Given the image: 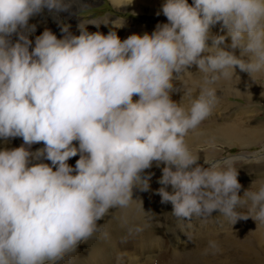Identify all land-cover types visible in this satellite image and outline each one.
I'll list each match as a JSON object with an SVG mask.
<instances>
[{"label": "clouds", "instance_id": "1", "mask_svg": "<svg viewBox=\"0 0 264 264\" xmlns=\"http://www.w3.org/2000/svg\"><path fill=\"white\" fill-rule=\"evenodd\" d=\"M74 3L0 0V138H23L0 150V264H57L109 209L127 206L134 187L149 190L153 162L164 164L156 192L175 217L218 209L234 223L248 218L237 212L246 201L232 159L205 154V167L186 137L212 114L221 78L237 68L253 81L264 75V0H164L157 15L167 22L123 40L118 17L107 34L89 31L100 24L90 20L77 35L61 20L60 37L45 28L32 47L30 18L45 8L71 15ZM218 23L223 34L212 31ZM191 65L203 84L185 107L172 93ZM243 196L264 221V182Z\"/></svg>", "mask_w": 264, "mask_h": 264}, {"label": "rangeland", "instance_id": "2", "mask_svg": "<svg viewBox=\"0 0 264 264\" xmlns=\"http://www.w3.org/2000/svg\"><path fill=\"white\" fill-rule=\"evenodd\" d=\"M94 1L95 2L92 3H83V1L79 2L76 0L70 9L71 15L69 12H60L57 16L53 13H50L45 8L41 11L42 16L40 17L39 21H37V23H32L31 18L29 20V23L37 25L35 32L30 35V39H34L37 35L36 32L39 31L42 33L45 28L52 30L57 34L58 37H60L62 35L60 32L61 20L70 25V31L74 29L78 33L79 31H77V26L82 21L87 23L91 20L100 24L98 26L94 24H87L86 27L89 31L94 32L99 30L104 34H107L108 31L113 27L111 21L118 17L120 21H124L123 26L117 29V33L122 40L133 33L143 34L144 32H151L158 23L167 22V18L162 12L157 15V12L160 10L164 0H132V3L127 5L131 8V11L122 9V7L126 5L115 7L111 0ZM192 2L193 0H189L190 4ZM150 9L152 11H150ZM105 22H107V24H105ZM212 31L217 34H223L226 29L222 30L220 24L218 23L217 25L213 26ZM239 73L240 71L237 69L238 75L230 78L231 81L238 83L239 87L233 90V92L239 91L244 93L247 84L245 77L249 76V74L247 73L245 76H243L242 73L241 75ZM261 77L262 76L256 77L255 83L264 84V77ZM179 85V88L177 85H175L178 91H174L172 93V97H174L173 100H176L182 103L183 106L188 107L190 106L192 99H194L198 94L200 86L194 87L193 85L192 95L184 96V91L188 90V88L192 89V85L187 83H179ZM194 88L197 92L194 90ZM217 89L218 101L212 111V114L202 121L196 129L191 130L189 134L194 133L199 129L206 130L210 127L216 128L219 125L235 124V122L232 121L239 122V120H241L240 123L243 125L246 124L243 122H247L250 125H264V97L254 96V100L249 101L246 97L240 95H222L220 93L227 92V90L225 88ZM21 145L22 144L10 147V149L19 147ZM201 145L197 144L196 147L191 148L194 152H209V158L215 160L224 161L231 158L234 166L239 169L238 180L242 186L240 189V195H242V200L246 202L238 206L237 212L242 215H248V218L237 219V221L234 223V220L230 221L228 217H225L217 209L214 210L211 215L193 217L191 220L181 218L178 221L172 219V216L166 214L162 219H151L149 222L150 224L145 225L143 220H136L138 216L135 213V209H143L144 202L139 201L143 197L142 190H140L138 187H134L133 199H135L134 201L139 202L136 204L134 202H130L127 206H125L127 207L126 214L124 213V207L119 206L109 209L107 213V215L109 214V216H111L115 208L116 211L120 209L122 213L121 217L125 218V221H127L126 224H121L119 227H117L120 235L117 236L115 242L111 243L110 236L102 237L101 232L109 221L108 218L106 219L105 215L103 218L97 221L98 227L93 235L86 241L81 242L75 250L68 252L60 261L57 262V264H82L79 257L85 253H88L86 255L87 258L93 257L96 258L97 261L100 259L109 260L112 264H116V257L119 256V251L121 252L129 250L136 259L135 262L131 264H143L147 255L143 250L145 248L156 246L157 244L159 245L158 250L155 252V255L147 260L145 264H180V252L181 248L184 247L182 245H184V243H191L195 240L200 242L202 245L201 249H203L204 252L207 251L208 254L214 257L212 258V261L214 260L215 264L219 262L223 264H255L253 262L255 260H252L250 255L245 251L247 249H264V247H262L264 245V226L259 225H264V221H256L251 217L255 216L257 209L252 207L251 200L247 196H243V193L245 190L257 191L260 184L264 182V144H262V142H255L249 144L248 146H242L238 142H230L229 144H225L218 141L213 143L204 141L201 143ZM42 146L43 144L39 143V147ZM37 149V143L31 145V151L35 152ZM204 157H202L198 163L205 165ZM79 158L80 153H77L76 156L69 159L68 163L74 166L72 162ZM45 161L46 163H51V161L47 160H44L43 162ZM36 162L40 161H32V163ZM155 165H157L156 162H153V166ZM163 165L164 164L161 163L158 168H154L152 169L153 171L150 172L154 173L151 177L150 187H162L158 180L162 175L163 167L161 166ZM144 171L146 172L147 170L145 169ZM254 180L257 183L252 185ZM251 185L252 187H250ZM168 188L169 191L172 190L170 185ZM169 203L171 202H168V204ZM104 221H106V223ZM120 222V220L116 221V223ZM242 225L250 228H255V226H257L262 231L259 232V237L255 238L254 232L250 228H242ZM231 226H235L237 229L244 230L240 232H220L212 236L209 234L189 236V233L193 232L194 234L199 231H205L204 229H211V232H213V230L217 231L222 227L230 228ZM181 227H184V231H181ZM128 231H130L129 239L127 238ZM176 235L178 237H176ZM215 236H218V238ZM191 237H193V240ZM173 238L180 239L178 240L180 243L173 245L175 243ZM120 239H127L128 242L120 241ZM209 241L215 242V248L209 246ZM239 246L243 247V252L239 251ZM90 253L91 256L89 255ZM260 256L262 257L264 255L260 254Z\"/></svg>", "mask_w": 264, "mask_h": 264}, {"label": "bare ground", "instance_id": "3", "mask_svg": "<svg viewBox=\"0 0 264 264\" xmlns=\"http://www.w3.org/2000/svg\"><path fill=\"white\" fill-rule=\"evenodd\" d=\"M78 1L79 2L83 1V3L84 2L85 3L95 2L94 0H78ZM122 9H127V10L131 11V8L128 7L127 5L122 7ZM150 11H152V10L150 9ZM41 16H42L41 12L34 15L33 17H31V22L37 23V21H39ZM53 20H55V19H53ZM29 24H31V23H29ZM71 31L74 32L75 30L72 29ZM77 31H79V30H77ZM36 33H37L36 36L41 34V32H39V31ZM75 34L78 35L79 33L76 32ZM13 40H15V35H13ZM32 40H33L32 47H34L35 38ZM241 73L243 76H245V74H247L246 72L240 71L239 74L241 75ZM260 76L264 77V75H258L257 77H260ZM245 81L247 82V84H246V90L244 93L239 92V91L233 92V90H235L236 88H239V87H238V83H235V81H231V79L221 78L216 83L215 87L216 88H225L227 90V92H221L220 94H222V95L223 94L224 95H228V94L240 95V96L246 97L247 100H249V101L254 100L253 99L254 96L264 97V95L261 94V93H264V84L255 83L256 80L253 81L250 76L245 77ZM174 83H175V85H177L178 88L180 86L179 83L190 84V85H192L191 90H193V85H194V87L195 86L196 87L202 86L203 75L198 72V68L196 65H191L189 67V70H186L185 74H183L182 79L174 81ZM250 84H253V85H250ZM240 85H241V83H240ZM194 90H195V88H194ZM173 98L174 97H172V99ZM133 99H138V96H134ZM232 122H235V124L219 125L216 128H212L209 126L210 128H207L206 130L205 129L196 130L194 133L188 134V136L186 137V141L190 147H196L197 144L201 145V143L204 141L210 142V143L218 141V142L225 143V144H229L230 142H238L242 146H248L249 144H252L255 142L256 143L262 142V144H264V125L258 124V123H257L258 125H250L247 122H243V123H246L243 125L242 123H240L241 120H239V122L238 121H232ZM40 143L43 144V142H40ZM73 143L78 146V141H73ZM19 144H23V138L22 137H10L7 140H5L4 138H0V150H2L4 148L10 149V147H14V146H17ZM37 144H38V149H40L44 146L43 145L42 147H39V143H37ZM202 147H204V146H202ZM205 154L208 156L209 152L200 153L199 154L200 159L202 157H204ZM76 161L72 162V164L75 165ZM204 166H208V165L205 164ZM158 167L159 166H157V165H155V166L152 165V167L149 169H146L147 171L146 172L144 171L143 174L147 175L148 173L153 171L152 169L158 168ZM161 167H164V165ZM159 188L160 187L152 186L149 188V190L142 191L143 197L139 201L144 202L143 209H141V210L135 209V213L138 216L136 220H140V219L143 220L145 225L150 224L149 222L151 219H155V220L162 219L166 214H168L169 216H172L171 218L174 220L179 221L181 219V218H177L174 215H172V213H171L172 204L171 203H169V204L168 203H161V197L156 192V189H159ZM134 200L135 199H132L130 202L131 203L134 202L135 204L137 202H139V201H134ZM126 212H127V207H124V213L126 214ZM121 215H122L121 210L118 209L116 211V208H115V210L111 216H109V214L108 215L106 214V219L108 218L109 221L107 222V224L105 225V227L103 228L101 233H102V237L110 236L111 237V239H110L111 243H114L117 236L120 235L117 227H119L121 224H126V222H127V221H125V218L121 217ZM118 220H120L121 222L116 223V221H118ZM104 222L106 223V221H104ZM259 225L264 226L263 224H259ZM183 228L184 227H181V231H184ZM242 228H250V227L242 225ZM250 229L254 232L255 238H258L259 232L262 231L257 226H255V228L251 227ZM204 230L206 232L205 231H199V232H196L194 234L192 232V233H189L190 234L189 236H191V235L200 236V235H206V234H209L210 236H212V235L218 234L220 232H222V233L240 232V231H243L244 229H237V227L235 228V226H231L230 228L222 227L221 229H219L217 231L213 230V232H211V229H204ZM129 233H130V231H128V233H127L128 239H129ZM176 237H178V236L176 235ZM215 237L218 238V236H215ZM191 238L193 240V237H191ZM173 239L175 240V243L173 245H175L176 243H180V241H178L180 239H178V238L177 239L173 238ZM120 241L128 242L127 239H125V240L120 239ZM182 246H184V247L181 248V252H180V257H179L180 264H215L214 263L215 261L214 260L212 261V258H214V257H212L210 254H208L207 251L204 252L203 249H201L202 245L200 244L199 241L195 240V241H192L191 243H184V245H182ZM158 247H159V245L157 244L156 246H153L151 248H145L143 250L147 254L145 259H144L143 264H145L147 262V260L150 259V257L155 255V252L158 250ZM262 247H264V245ZM238 249L240 252L244 251L242 246H239ZM245 252H247L250 255L252 260H255V261H253L255 264H264V256H262V257L260 256V254L264 255V249L263 248H259L257 250L247 249ZM87 254L88 253H85L84 255L83 254L80 255L79 259H81L82 264H112L111 261H109V260H101L100 259L97 261V259L93 258V257L87 258V256H86ZM118 254H119V256L116 257V261H117L116 264H131V263H134L136 260L135 256L131 254L130 250L129 251H121V252L119 251ZM89 255L91 256V253ZM217 264H223V263L219 262Z\"/></svg>", "mask_w": 264, "mask_h": 264}]
</instances>
